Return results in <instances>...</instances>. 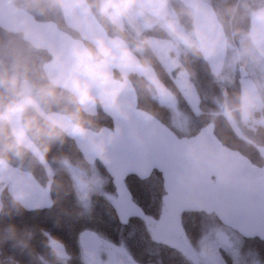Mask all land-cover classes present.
I'll return each instance as SVG.
<instances>
[{"label": "clouds", "instance_id": "clouds-1", "mask_svg": "<svg viewBox=\"0 0 264 264\" xmlns=\"http://www.w3.org/2000/svg\"><path fill=\"white\" fill-rule=\"evenodd\" d=\"M3 7L68 38L53 47L38 27L0 31V191L25 168L51 171L53 145L97 139L101 111L120 107L122 90L158 99L164 90L154 57L169 73H183L190 58L231 51L214 73L229 85L237 66L264 65V0H216L215 7L208 0H7ZM213 102L218 110L210 116L240 121L253 139H264V79L231 96L222 88ZM59 163L71 167L67 157ZM50 185L61 187L52 177ZM11 205L24 207L19 189Z\"/></svg>", "mask_w": 264, "mask_h": 264}, {"label": "water", "instance_id": "water-1", "mask_svg": "<svg viewBox=\"0 0 264 264\" xmlns=\"http://www.w3.org/2000/svg\"><path fill=\"white\" fill-rule=\"evenodd\" d=\"M6 3L7 0H0V30L5 26L26 25L42 29L43 38L53 47L67 41L62 30L51 25H38L36 20L11 9L5 10L3 5ZM225 57L200 59L216 80L214 73L221 71ZM159 81L164 90L159 102L168 105L173 101L172 93ZM118 98L120 107L110 108L107 115L101 111L109 118L110 127H100L103 131L97 139L69 140L84 164L90 166L97 162L109 177L114 190L109 204L121 225L132 217H143V212L131 199L125 179L134 176L144 180L155 171L161 177L164 195L161 197L163 210L149 231L154 244L176 249L179 245L176 236L182 232L180 216L188 212L213 215L221 225L243 238L264 242V145L258 147L261 165L257 166L239 151L222 144L213 132L212 123L193 135L177 136L157 118L138 108L133 87L122 90ZM41 168L46 177L44 185L31 173L20 170L3 188L10 199L13 190L23 192L24 207L21 209L26 212L52 206L50 177L53 178V171ZM77 244L91 264H102L97 251L100 237L96 232L81 231ZM51 251L55 258L67 259L68 254L61 243L51 245Z\"/></svg>", "mask_w": 264, "mask_h": 264}, {"label": "trees", "instance_id": "trees-1", "mask_svg": "<svg viewBox=\"0 0 264 264\" xmlns=\"http://www.w3.org/2000/svg\"><path fill=\"white\" fill-rule=\"evenodd\" d=\"M208 2L215 7L216 0H208ZM152 63L158 78L173 91L179 107L183 109V114L191 123L192 130L188 132V136L195 134L204 125L212 123L213 132L222 144L239 151L253 164L261 165L258 147L264 145V139H253L251 132L240 127L238 133L223 115L216 117L209 115L210 112L218 110L213 98H221L222 88L227 90L229 96L239 92L236 76L232 84L219 86L207 72L200 57L190 58L185 64V69L198 96L200 113L195 115L170 85L155 57ZM135 79L133 76V84ZM137 105L170 129L169 112L156 99L141 96L137 99ZM100 115L99 127H110L109 118L102 113ZM170 130L181 136L176 131ZM62 157H67L71 165L88 166L84 164L69 139L62 146L53 145L47 161L53 171V179L58 181L61 187L58 189L55 185H51L52 206L49 209L26 212L20 208L17 211L12 208L11 199L5 190L0 191V203L4 205V210L0 211V264H81L78 260L77 237L85 229L96 232L100 237L114 244L122 245L138 264H191L177 249L152 243L143 219L130 218L126 224L121 225L111 209L108 198L104 195L93 194L88 208H83L74 194L69 175L59 163ZM94 165L105 178L104 192L114 195L109 177L100 164L96 162ZM23 170L31 173L41 185L45 184L46 177L40 165ZM125 184L132 201L141 209L145 219L156 221L163 210L161 197L164 192L160 175L152 172L144 180L129 176L125 179ZM180 225L182 235L193 244H196L198 239L210 229L222 226L213 215L193 212L181 214ZM50 240L64 246L69 255L68 260L61 261L55 258L51 251ZM245 243L248 250L264 262V242L247 239ZM224 257L227 264H232L229 257L226 255Z\"/></svg>", "mask_w": 264, "mask_h": 264}, {"label": "rangeland", "instance_id": "rangeland-1", "mask_svg": "<svg viewBox=\"0 0 264 264\" xmlns=\"http://www.w3.org/2000/svg\"><path fill=\"white\" fill-rule=\"evenodd\" d=\"M230 55L231 51L226 54L224 62L227 60V56ZM157 63L162 72L170 80L185 106L193 114H199L198 96L192 82L188 78L187 72L179 73L176 70H171L169 73L159 60H157ZM235 76L238 80L240 91L247 82L264 79V65H250L248 69L243 71L237 66L232 71V77L235 78ZM218 85L223 86L225 83L218 82ZM168 112L170 129L176 131L181 136H188V132L192 130L190 129L191 123L183 114V109L179 107L176 97L174 104L168 109ZM260 115V113H257L258 117ZM230 122L238 133L240 132V128L246 129L240 121ZM63 169L69 175L74 194L83 208H88L93 194L104 195L108 200L114 196L104 192L105 178L94 164L87 167L71 165L70 168ZM82 186H85V188L82 189ZM151 225L149 224V227ZM177 238L179 240L177 250L191 264H227L224 255L230 258L232 264H264V262H261L248 250L245 239L222 226L207 231L198 239L196 244L191 243L183 235L177 236ZM54 242L56 241L50 240V244ZM98 252L102 255L103 264H138L122 245L114 244L102 237H100ZM78 258L81 264H90L80 254Z\"/></svg>", "mask_w": 264, "mask_h": 264}, {"label": "flooded vegetation", "instance_id": "flooded-vegetation-1", "mask_svg": "<svg viewBox=\"0 0 264 264\" xmlns=\"http://www.w3.org/2000/svg\"><path fill=\"white\" fill-rule=\"evenodd\" d=\"M155 70V69H154ZM156 71V70H155ZM185 72H186V69H185ZM156 74H157V72H156ZM158 76V75H157ZM166 76V75H165ZM167 77V76H166ZM168 79V78H167ZM168 81H169V83H170V85L172 86V84H171V82H170V80L168 79ZM173 87V86H172ZM174 88V87H173ZM171 91V90H170ZM171 93H172V96H173V101H172V103H170V104H168V105H162V106H164L165 108H166V110H168L173 104H174V102H175V96H174V93H173V91H171ZM157 100V102L159 103V104H161L160 102H159V99H156ZM200 112V111H199ZM153 172H155V171H153ZM157 173V172H156ZM151 175V174H150ZM161 178V177H160ZM111 183V182H110ZM113 194H114V190H113ZM112 199V197L109 199V200H111ZM132 218H137V217H132ZM137 219H143L144 220V223H145V225H146V228H147V230H148V236H149V231L153 228V226H154V224H155V222L157 221H153V220H149V219H145V217H144V214H143V217H141V218H137ZM149 224H152L150 227H149ZM222 227H224V228H226V229H229V228H227V227H225V226H223L222 225ZM229 230H231V229H229ZM232 231V230H231ZM234 232V231H233ZM237 236H240L238 233H236V232H234ZM180 235H182V232H181V234ZM179 235V236H180ZM242 239H245V240H247L246 238H243L242 236H240ZM176 238H177V236H176ZM178 239V238H177ZM149 240H150V238H149ZM151 241V240H150ZM54 243H56V242H54ZM53 243V244H54ZM153 243V242H152ZM53 244H51V245H53ZM78 245V244H77ZM159 245V244H158ZM99 246H100V244H99ZM99 246H98V248H99ZM167 246V245H166ZM179 246V245H178ZM170 247V246H169ZM98 248H97V251H98ZM172 248V247H171ZM175 249V248H174ZM176 249H178V247L176 248ZM66 251V250H65ZM78 251H79V254L81 255V256H83L82 255V253H81V251H80V249H79V246H78ZM99 253V252H98ZM68 254V253H67ZM99 256H100V258H101V261H102V255L99 253ZM69 259V255L67 256V259H65V260H61V261H66V260H68ZM86 259V258H85ZM58 260H60V259H58ZM87 260V259H86ZM88 261V260H87ZM90 264H91V262L90 261H88ZM103 264V263H102Z\"/></svg>", "mask_w": 264, "mask_h": 264}]
</instances>
